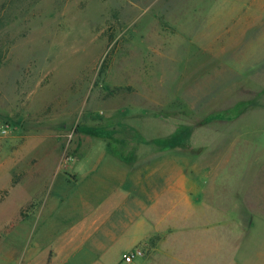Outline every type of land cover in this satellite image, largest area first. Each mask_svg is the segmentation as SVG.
Segmentation results:
<instances>
[{"label": "rangeland", "instance_id": "obj_1", "mask_svg": "<svg viewBox=\"0 0 264 264\" xmlns=\"http://www.w3.org/2000/svg\"><path fill=\"white\" fill-rule=\"evenodd\" d=\"M241 3L0 0V242L26 247L75 186L143 193L159 172L164 185L232 186L226 207L235 186H261L264 19L242 29ZM152 217L120 220L103 260Z\"/></svg>", "mask_w": 264, "mask_h": 264}, {"label": "crops", "instance_id": "obj_2", "mask_svg": "<svg viewBox=\"0 0 264 264\" xmlns=\"http://www.w3.org/2000/svg\"><path fill=\"white\" fill-rule=\"evenodd\" d=\"M241 1L242 29L264 19V0ZM158 173L161 183L143 193L142 186H75L65 206L51 202L52 211L60 209L49 229L22 235L31 239L26 247L0 242V264H69L82 252L88 264H120L137 247L146 255L133 264H264V183L235 186L226 207L232 186H178L174 176L164 185ZM140 207L153 214L150 231L119 258L103 260V241Z\"/></svg>", "mask_w": 264, "mask_h": 264}, {"label": "built area", "instance_id": "obj_3", "mask_svg": "<svg viewBox=\"0 0 264 264\" xmlns=\"http://www.w3.org/2000/svg\"><path fill=\"white\" fill-rule=\"evenodd\" d=\"M139 256H142V252L139 250H136L134 253L125 254L120 264H131Z\"/></svg>", "mask_w": 264, "mask_h": 264}]
</instances>
